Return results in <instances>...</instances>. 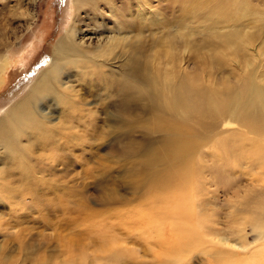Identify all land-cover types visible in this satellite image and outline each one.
<instances>
[{"label": "rangeland", "instance_id": "374dc122", "mask_svg": "<svg viewBox=\"0 0 264 264\" xmlns=\"http://www.w3.org/2000/svg\"><path fill=\"white\" fill-rule=\"evenodd\" d=\"M98 1L96 26L76 0H0V63L10 62L0 119L49 66L79 59L33 107L49 114L44 126L54 138L33 142L26 129L27 173L14 177L9 158L0 159V264H256L264 237L241 204L264 185V120L259 109L249 112L263 99L264 0ZM79 29L97 34V50L73 38ZM104 36L114 37L106 54ZM61 40L73 51L54 53ZM147 86L160 101L138 96ZM190 89L201 98L188 111L163 106ZM164 121L187 134L175 140ZM179 143L190 144V155L169 165ZM180 169L191 176L174 179ZM194 181L208 188L186 201L205 239L183 246L165 210ZM223 237L249 245L222 253L214 240Z\"/></svg>", "mask_w": 264, "mask_h": 264}, {"label": "bare ground", "instance_id": "6f19581e", "mask_svg": "<svg viewBox=\"0 0 264 264\" xmlns=\"http://www.w3.org/2000/svg\"><path fill=\"white\" fill-rule=\"evenodd\" d=\"M98 2H99L98 0H76V2L74 3V7L76 4L75 8L77 10L84 9L86 10V13L88 15H93V20L95 21L93 22L97 26V15L99 14ZM141 7L143 8V6L140 4L138 9V18L144 20L145 13L144 10L141 9ZM115 10H116L115 8L111 7L110 14L113 17H116V14H114ZM101 26L102 24L99 25V27ZM117 29L120 30L119 27ZM72 33H73L72 35L73 38L75 35V37H77L76 39L78 40L81 46H85V48H90L91 45L96 44L95 49L97 50V40L95 43H93V37L97 39V34L88 36L89 34L85 33L82 29L74 30ZM181 34L182 33L180 31L177 32V36H180ZM1 36H3V34ZM67 38H70V36H68ZM103 40L106 41L102 45H105L106 47L99 50L100 53L106 54L108 49L111 47L113 43L114 37L112 38L109 36H104L103 38L101 37L98 43H100ZM73 46H74L73 43L70 44L67 42L65 44L64 41L61 40L54 53H56V51L58 50L59 54L60 53L69 54L70 52L73 51ZM100 56L101 54H99V57ZM76 57H78V55L76 54L69 55L64 63L63 62L60 64L53 63V65L49 66L47 71L44 72L38 78V81L30 88L26 96L20 99L10 109L6 110L4 116L0 119V147L3 149L0 152V159L4 157L9 158V160L12 162L10 166L13 167L15 170H17V172L14 173V177H17L18 174H26L27 171L30 169V164H27V162H29L30 159L32 158L31 152L26 148V145L23 144V141H21V137L23 136V133L26 132V129L28 128L30 129V132L27 133L32 135V138H34L32 139L33 142L35 141L48 142L54 138V136L51 135V132L50 133L47 132L48 128L44 126V124H47V122L51 120V118H49L48 116L49 114L47 112L40 111L39 109L37 111H34L33 107L34 106L36 107L37 102L39 101L40 98V94L44 95V93L51 91L52 90L51 86L53 82H57L60 80V76L63 73L64 65L70 63L76 64V62L79 61V59H77ZM51 61H53V58L51 59ZM9 65L10 62L8 61V59L5 58L1 60L0 84H3L4 79H6L4 75ZM159 84L166 87L169 85V82L168 80L163 78V81H160ZM149 87L150 86H147L146 88L141 89V91H138L137 94L140 98H143L146 101H148L149 104H155L157 103V100L158 101L161 100V97L158 96L157 93H154L153 88L150 87L151 88L150 89ZM178 90L179 89L173 88L171 92L177 94ZM49 93L54 94L55 91H51ZM189 93H190L189 95L183 94L181 98H178V96L176 95H172L167 100L164 101L163 106L166 108L175 109L178 112L183 110L188 111L189 108L191 107V104H193L192 102H197L201 98V94L197 89H190ZM262 93H263L262 101L252 102L253 106L249 109V112L253 113L254 115L258 114V112L257 111L251 112L252 109L260 110L259 120H264V91H262ZM162 126L165 129L169 130L170 133L172 132L170 135L176 138L175 140H177V138L179 139L185 136L188 132L187 129L182 128L181 126H175L170 121H164L162 123ZM175 149H174L175 151L172 154V157L168 156L169 158L168 164L169 165L175 164L179 166V163H183L190 155L188 154V151L191 150L190 144L188 143L186 145H183L179 143V147ZM23 155L25 156V158ZM154 160H155V156L151 155L147 160L146 166L152 168L153 164L151 162H153ZM7 165L8 164H5V166ZM42 170L44 171V168ZM41 171L39 169L37 172H39V174L41 173L40 175H43V172ZM4 172H5L4 168H0V184H4L5 182L6 176H3ZM182 172L183 173L174 176V179H179L185 176H191L190 173L186 174L184 173L183 170ZM36 174H34L35 177ZM166 180L169 179L167 178L164 181ZM189 181L191 183V177H189ZM197 182L199 181H194V183L191 185V188L188 191H185L184 194L180 195L178 200L174 199L172 201L173 208L171 210L169 209L165 210L167 214H171L174 216L175 222L177 219V224L175 228L177 233H175L176 234L175 241L179 245H183V246L200 245L205 239L201 232V221L197 208L187 206L186 203L187 197L190 196V200H191L193 195L197 196L199 194L200 196H203L205 193L208 192V188L206 186L203 187L202 185L201 186L199 185L198 187ZM262 183H264V181ZM2 189L0 188V191H2ZM218 190L219 187H215L214 191H212L211 193H217ZM251 193H252L251 198L246 199L241 205L244 207L245 210L248 208L255 213L253 217V221L256 222L254 223V227H256V229L258 230L259 236L261 238L264 237V223L263 220H261V218L264 216V185H261L260 190H251ZM1 196L2 194L0 192V202H3ZM179 200L180 202L178 204ZM182 202L185 203V206L182 204ZM233 207H234L233 211H236L237 210L236 206L234 205ZM262 239L263 238H261V240ZM214 242L216 243V245L220 247V251L222 253L232 252L234 254H241L236 249L240 250L243 253V250H246L249 245L243 239L241 241L240 240L235 241L230 239V237H223L221 239L216 238ZM258 246L259 249L257 251V255L255 256V263L264 264V240L260 241Z\"/></svg>", "mask_w": 264, "mask_h": 264}]
</instances>
